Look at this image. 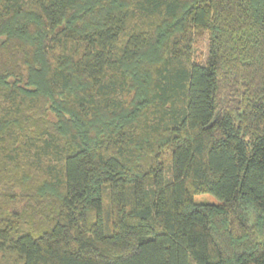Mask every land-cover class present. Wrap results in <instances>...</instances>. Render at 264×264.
<instances>
[{
  "label": "trees",
  "instance_id": "obj_1",
  "mask_svg": "<svg viewBox=\"0 0 264 264\" xmlns=\"http://www.w3.org/2000/svg\"><path fill=\"white\" fill-rule=\"evenodd\" d=\"M0 264H264V0H0Z\"/></svg>",
  "mask_w": 264,
  "mask_h": 264
},
{
  "label": "rangeland",
  "instance_id": "obj_2",
  "mask_svg": "<svg viewBox=\"0 0 264 264\" xmlns=\"http://www.w3.org/2000/svg\"><path fill=\"white\" fill-rule=\"evenodd\" d=\"M194 202L220 203L221 200L212 193H198L193 197Z\"/></svg>",
  "mask_w": 264,
  "mask_h": 264
}]
</instances>
